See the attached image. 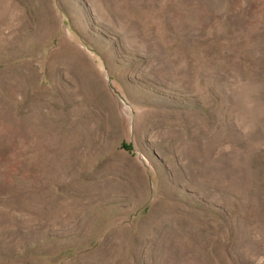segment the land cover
Here are the masks:
<instances>
[{
    "label": "rangeland",
    "instance_id": "374dc122",
    "mask_svg": "<svg viewBox=\"0 0 264 264\" xmlns=\"http://www.w3.org/2000/svg\"><path fill=\"white\" fill-rule=\"evenodd\" d=\"M56 1L0 38V264H264V0Z\"/></svg>",
    "mask_w": 264,
    "mask_h": 264
},
{
    "label": "crops",
    "instance_id": "0c3cea01",
    "mask_svg": "<svg viewBox=\"0 0 264 264\" xmlns=\"http://www.w3.org/2000/svg\"><path fill=\"white\" fill-rule=\"evenodd\" d=\"M59 7L60 4L56 0H0V33L8 32V36H0V38L8 39H52L54 35L52 33L60 30L59 25ZM39 9V11H38ZM52 9H54L52 11ZM45 10L47 12H45ZM51 10V12H50ZM53 12L56 17L55 27L52 20ZM44 16L46 15L48 20L46 27L37 29L33 26V23L29 22L28 16ZM20 17V19H12L4 21V17ZM32 24V25H31ZM7 25V26H3ZM8 30V31H7ZM41 34V35H29V34ZM27 34V35H26Z\"/></svg>",
    "mask_w": 264,
    "mask_h": 264
}]
</instances>
